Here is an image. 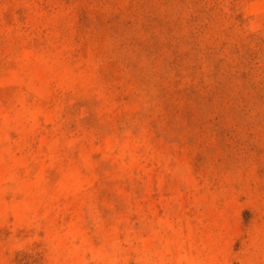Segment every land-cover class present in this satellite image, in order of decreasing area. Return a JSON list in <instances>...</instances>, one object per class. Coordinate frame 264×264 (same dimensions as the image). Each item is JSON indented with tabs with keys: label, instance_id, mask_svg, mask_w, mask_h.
Segmentation results:
<instances>
[{
	"label": "rangeland",
	"instance_id": "374dc122",
	"mask_svg": "<svg viewBox=\"0 0 264 264\" xmlns=\"http://www.w3.org/2000/svg\"><path fill=\"white\" fill-rule=\"evenodd\" d=\"M0 264H264V0H0Z\"/></svg>",
	"mask_w": 264,
	"mask_h": 264
}]
</instances>
